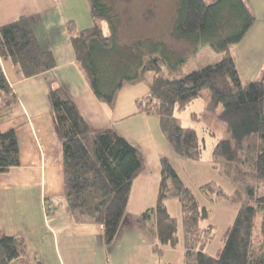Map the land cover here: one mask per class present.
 <instances>
[{"label":"trees","instance_id":"16d2710c","mask_svg":"<svg viewBox=\"0 0 264 264\" xmlns=\"http://www.w3.org/2000/svg\"><path fill=\"white\" fill-rule=\"evenodd\" d=\"M130 1L88 0L93 26L84 31L69 26L76 64L95 96L111 107L126 85L151 78L150 92L137 101L138 109L158 116L175 153L194 162L203 155L198 132L182 126L175 114L186 111L208 90L206 116L216 117L231 136L215 145L214 163L234 193L228 195L215 182L202 185L199 192L211 205L229 200L239 206L221 253L210 255L207 249L216 232L209 223L211 210L201 206L163 158L157 204L141 216L155 241L154 251L162 254L164 247L182 243L184 264H264V72L257 80L243 81L232 54L255 25V15L246 0H178L170 48L167 41L153 37L135 42L120 37L122 8ZM176 42L186 46L177 48ZM206 46L221 59L186 73L189 58ZM2 60L19 66L26 78L57 66L26 18L0 27V174L20 166L16 131L2 127L18 103ZM50 101L63 144L68 211L76 223L102 225L104 242L110 246L123 225L133 182L145 170L143 154L113 128L93 131L63 87L51 92ZM197 116L192 114L194 120H199ZM170 200L179 201L182 208V238L178 221L168 210ZM25 256L22 235L0 234V264H18Z\"/></svg>","mask_w":264,"mask_h":264},{"label":"crops","instance_id":"0c3cea01","mask_svg":"<svg viewBox=\"0 0 264 264\" xmlns=\"http://www.w3.org/2000/svg\"><path fill=\"white\" fill-rule=\"evenodd\" d=\"M246 2L256 23L243 41L233 47L232 54L241 79L253 81L264 72V0ZM22 18L30 22L39 44L52 53L57 66L50 72L26 78L19 66L1 61L18 97L13 114L2 127L16 131L20 166L0 174V234L24 237L25 261L18 264H184L182 243L176 248L164 247L162 254H157L155 241L141 219L157 204L163 158L172 163L201 206L213 210L209 223L217 227L212 219L216 212V223L226 226L228 233L239 206L227 201L211 205L199 192L202 185L210 182L229 194L234 191L214 163L215 142L208 149L203 140L199 162L178 156L161 130L160 118L137 107V101L150 92L151 78L126 85L112 107L95 96L76 64L69 32L71 24L78 31L93 26L88 0H0V27ZM58 87L69 93L93 131L113 128L138 147L145 160V170L133 182L123 225L110 246L104 242L102 225L76 223L68 212L63 144L50 101L51 92ZM209 131L214 138L216 132ZM167 206L172 216L175 211L183 218L179 201L170 200ZM221 249L217 248L216 254L208 253L217 256Z\"/></svg>","mask_w":264,"mask_h":264},{"label":"rangeland","instance_id":"374dc122","mask_svg":"<svg viewBox=\"0 0 264 264\" xmlns=\"http://www.w3.org/2000/svg\"><path fill=\"white\" fill-rule=\"evenodd\" d=\"M178 0H131L127 7H123L122 12H124L122 30L120 32V37L128 42H135L136 39L140 37H153L155 39L167 41L171 48V23L172 15L175 11L176 3ZM175 46L177 48L185 47L186 44L182 42H176ZM220 55L213 52V50L206 46L202 48L197 55L191 56L188 60L186 67V73H191L195 70L202 68L207 64H214L220 60ZM170 73L168 67L164 68V74ZM149 74L147 77H150ZM243 81H246L243 79ZM209 91L205 90L201 98L197 99L186 111L181 113L176 112L175 116L180 120V123L184 127L195 128L198 132L199 139L203 145V140L211 149V142H217L221 139H230L231 136L227 132L226 126L217 121L216 117L206 116V109L209 100ZM196 113L199 120H194L192 114ZM209 129L216 132V136L213 138L209 134ZM205 157V156H204ZM227 193V192H226ZM232 193H227L232 196ZM197 198V197H196ZM227 201L231 204H237L229 200ZM221 202V201H220ZM49 207H51L49 205ZM172 209V207H170ZM211 209V208H210ZM219 209V208H218ZM174 210V209H173ZM69 212V211H68ZM211 213L213 210L211 209ZM173 216H180L178 213L176 215L175 211L172 212ZM69 215H71L69 213ZM218 214L215 212L213 216L214 224L217 226L215 232V239L210 244L211 248L208 247L207 252L211 254H216L217 248H222L227 237L226 226L221 225V227L216 223ZM179 232L182 234V219L179 217ZM229 226V225H228ZM220 228V229H219ZM222 250V249H221ZM217 257L216 255H212Z\"/></svg>","mask_w":264,"mask_h":264},{"label":"built area","instance_id":"2783aa9c","mask_svg":"<svg viewBox=\"0 0 264 264\" xmlns=\"http://www.w3.org/2000/svg\"><path fill=\"white\" fill-rule=\"evenodd\" d=\"M48 209H49V211H50V212H52V211H53V208H52V207H49Z\"/></svg>","mask_w":264,"mask_h":264}]
</instances>
